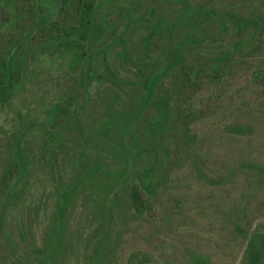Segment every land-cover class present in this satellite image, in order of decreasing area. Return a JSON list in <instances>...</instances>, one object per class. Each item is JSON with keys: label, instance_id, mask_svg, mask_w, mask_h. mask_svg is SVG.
I'll return each mask as SVG.
<instances>
[{"label": "rangeland", "instance_id": "1", "mask_svg": "<svg viewBox=\"0 0 264 264\" xmlns=\"http://www.w3.org/2000/svg\"><path fill=\"white\" fill-rule=\"evenodd\" d=\"M56 1L39 0L52 18ZM189 1L233 9L249 21L264 13V0ZM31 2L0 0V55L32 26ZM96 2L100 29L86 60L73 69L43 51L10 99L0 101V264H244L250 236L264 235V63L252 56L262 50H238L229 79L206 87L218 97L189 120L182 104L159 129V110L144 102L143 79L172 59L175 36L156 35L151 14L157 8L169 20L177 6ZM10 7L16 22L7 28ZM227 27L214 25L211 37L187 45L185 62L206 66L246 33ZM234 124L243 127L236 131ZM17 149L28 167L6 182ZM88 159L99 171L85 170ZM116 174L151 187L142 192L141 214L127 209L123 192L109 209L98 198L113 188Z\"/></svg>", "mask_w": 264, "mask_h": 264}, {"label": "trees", "instance_id": "2", "mask_svg": "<svg viewBox=\"0 0 264 264\" xmlns=\"http://www.w3.org/2000/svg\"><path fill=\"white\" fill-rule=\"evenodd\" d=\"M28 14L33 16L34 21L31 27L18 32L12 43L4 46L0 55V101L7 102L17 88L21 85L22 79L29 64L36 63L38 57H44L43 51L49 57H60L70 68L80 66L87 58V47L91 40L98 34L100 29L99 7L96 0H57L55 16H48L41 7L39 0H31ZM177 8L172 18L162 16L156 8L151 16L154 17L153 28L158 33L173 34L169 48L172 52V59H166L158 71L143 79L146 93L144 102L150 101L159 110V129L167 126L171 116L182 104L186 105L188 113L185 119H191L197 113H202L206 102L214 100L211 93L206 90L213 85H219L227 79L231 73L230 65L238 50L249 49L253 57H260L264 63V13L259 18L247 20L240 16L233 9H221L217 6H203L193 4L189 0H173ZM9 18L5 19V26L11 27L16 22L15 10L10 7ZM50 17L52 19H50ZM12 21V22H10ZM205 24V25H204ZM224 27L233 26L237 31H246L245 35L239 38L231 49L219 51L206 66H195L185 62L183 49L187 45L198 44L205 40L204 34L211 37L212 26ZM226 27V28H225ZM149 38L143 40V45L148 48ZM49 50V51H48ZM44 52V53H45ZM168 76L175 78L174 84H166ZM264 93V86L262 89ZM59 114L64 112V107L56 106ZM196 116V115H195ZM113 122V121H112ZM235 130H241V124H234ZM189 124L182 127L183 135L186 138L190 135ZM152 127L155 129L156 124ZM123 135V134H122ZM123 138H120V143ZM191 140V139H190ZM192 142L188 144L191 148ZM18 150L16 162L9 165L4 172V179L8 182L12 175L17 172L23 177L28 167ZM169 156L167 149L163 150ZM90 165L86 171L97 172L99 166L97 160L88 159ZM116 174L115 176H118ZM113 188L106 190L102 195L103 205L106 209L116 204L121 192L127 198V209L134 214H141L146 208L142 192L150 191L149 185H139L131 176L113 178ZM121 188V189H119ZM67 193L63 195L64 199ZM63 202L58 203L59 212L65 210ZM244 264H264V235L255 232L247 243L245 250ZM207 262L193 261V264H206Z\"/></svg>", "mask_w": 264, "mask_h": 264}]
</instances>
